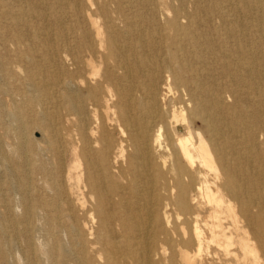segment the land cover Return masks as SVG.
<instances>
[{
    "label": "bare ground",
    "instance_id": "obj_1",
    "mask_svg": "<svg viewBox=\"0 0 264 264\" xmlns=\"http://www.w3.org/2000/svg\"><path fill=\"white\" fill-rule=\"evenodd\" d=\"M171 1L0 0V99L10 98L5 131L24 167L7 173L20 191L37 157L7 66L33 62V43L54 51L51 63L59 50L43 31L68 11L67 80L54 98L70 128L68 194L55 186L36 214L27 194L19 205L22 234L32 217L48 228L47 264H264V0H239L242 12L228 0Z\"/></svg>",
    "mask_w": 264,
    "mask_h": 264
},
{
    "label": "rangeland",
    "instance_id": "obj_2",
    "mask_svg": "<svg viewBox=\"0 0 264 264\" xmlns=\"http://www.w3.org/2000/svg\"><path fill=\"white\" fill-rule=\"evenodd\" d=\"M166 1L169 8L173 5H177V2L173 3L171 0ZM227 3H231V7L242 12L241 1L228 0ZM204 5L205 4L202 6ZM57 14L63 17L62 23H55L56 21L51 22L48 30L43 31L46 32V35L48 34L45 37L50 39L49 41L54 46L55 50H59V53L57 51V55H54V59L51 63L48 61V56H53L54 51L48 50L47 54H42L38 50L40 47L38 43L32 44V47L37 49L34 51V61L28 62L24 60L18 64V69L16 64L12 66L9 64V62L12 63L14 61V52L17 48L8 45L5 51L8 53L6 60L10 65L7 66L8 74L5 77V83L15 97L17 105L14 108H18L20 115L24 119L23 121L30 122V119L33 120L32 127L30 129L29 127L27 128L29 131L27 134L25 133V135L30 143V155L32 156L33 154L32 142H34V154L37 157V161H40L42 165H44L45 170L38 171L36 168L40 164L32 157V161H30L32 174H30L29 183L24 181L25 185L26 183L28 184L21 191L17 185L13 184V177L7 172L11 169L14 173H17V176H20L24 171V167L21 168L14 165L17 161V157H15L12 146L16 140L13 134H8L5 131V125L7 127V117L5 115L10 104V98L7 99L3 97L0 99V264H32L33 260L29 261L26 256L27 254H25V252L29 253L30 251H33L36 255L35 264H47L45 261L46 257H42L40 254V246L45 243L44 239L48 232V228L43 221L37 220L35 217L30 218L31 222L28 224L30 232L24 233L27 235L30 242H32V246L28 248L27 243L24 241V234H22L23 226L19 223L23 215L22 209L19 207L20 201L22 196L27 194V198L30 199V205L33 208V213L36 214L37 210L35 206L38 205L37 208L41 209V207L45 208L47 204L49 205L51 202L55 201L52 197L55 186L58 187L60 191L63 190V192L68 194L66 192V181L68 175L67 170L70 166L71 150L66 131L70 130V128L67 123L68 117L66 116L64 108L54 104V98L61 93L57 87V81L60 79V81L67 80L65 78V71L68 70V63L65 62L67 60L65 59L66 55H64L63 51L67 49V41L65 42V40L68 39V32L66 31L68 26V11L64 7L62 10L58 11ZM75 19L76 18L73 17L72 22H75ZM27 31L29 32L25 34L31 33L30 30H26L25 32ZM26 49L27 47L23 45L19 48L20 53L24 54ZM0 57L5 59L4 55ZM36 64L42 67V71L39 70ZM59 68L63 70L61 74L58 72ZM28 72H35L37 81L46 83L44 90L40 89L42 88L41 86H35L28 80ZM39 101L42 102V104H39ZM64 106L66 107L67 105ZM45 115H53L54 120L52 117L44 119ZM44 120L50 123L52 121V124H54L56 128L58 126V130L60 131V133L58 132V140L46 132L47 126L43 123ZM42 147H50L52 152L55 150L60 151V162L58 159L56 161L51 154L49 157L41 154L37 148ZM39 168L41 167L39 166ZM57 202L59 209L63 212L67 207L66 202L61 199L59 201L57 200ZM54 215L55 213H53V217ZM51 242L50 244H52ZM58 242L62 243L61 240H58ZM67 242L68 238H64L63 243Z\"/></svg>",
    "mask_w": 264,
    "mask_h": 264
}]
</instances>
